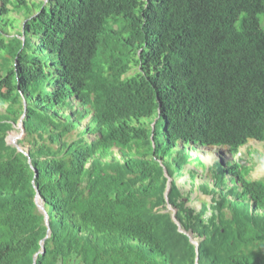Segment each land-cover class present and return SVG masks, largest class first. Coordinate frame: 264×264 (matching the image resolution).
<instances>
[{
  "label": "trees",
  "instance_id": "16d2710c",
  "mask_svg": "<svg viewBox=\"0 0 264 264\" xmlns=\"http://www.w3.org/2000/svg\"><path fill=\"white\" fill-rule=\"evenodd\" d=\"M23 32L0 34V264L40 251L34 187L35 264H264L254 160L205 170L199 210L176 183L190 144L264 142V0H47ZM23 100L28 156L5 141Z\"/></svg>",
  "mask_w": 264,
  "mask_h": 264
},
{
  "label": "rangeland",
  "instance_id": "374dc122",
  "mask_svg": "<svg viewBox=\"0 0 264 264\" xmlns=\"http://www.w3.org/2000/svg\"><path fill=\"white\" fill-rule=\"evenodd\" d=\"M28 7L30 10V15H34L38 13V11L42 8L45 4V0H27ZM16 1H12L11 5L14 4ZM41 3L43 5L41 6ZM41 6V8L39 7ZM10 12L7 15L0 16V34L2 38H8L13 35H20L19 31H22V25L24 21L27 19L28 12L25 10L23 6L13 9L12 6H9ZM19 29V31L15 30ZM15 33V34H14ZM29 38V37H27ZM5 106L0 105V115L4 114ZM9 137V136H8ZM11 137V136H10ZM8 140V139H7ZM195 156H198V160L201 161L206 168L213 166L216 162H220L223 165L228 164V162L232 163H240L244 164L246 162H253L256 164L254 170L251 171L249 177L252 179H261L264 178V143L249 141L244 147L239 150L237 155L230 154L229 150L227 149H216V148H204L198 151V154L193 155L191 157V163L188 165L189 168L185 169L181 173H184V176L178 179L177 183L180 186L182 194H189L190 198V205L195 210H199L201 207L202 202H209L210 197L203 195L199 189L198 184L203 182L210 183L209 178H204V168L199 165V162L195 160ZM221 164V165H222ZM197 170L196 178L193 176L195 175L192 173V179H194L195 184L197 187L192 186V179H189L188 172L190 168H194ZM200 167V168H198Z\"/></svg>",
  "mask_w": 264,
  "mask_h": 264
},
{
  "label": "clouds",
  "instance_id": "9594fccd",
  "mask_svg": "<svg viewBox=\"0 0 264 264\" xmlns=\"http://www.w3.org/2000/svg\"><path fill=\"white\" fill-rule=\"evenodd\" d=\"M47 0H45V2H46ZM37 15V13H35L34 15H32V17H34V16H36ZM26 21V20H25ZM25 21H24V23H23V25H22V31L20 32V39H21V41H22V46L24 45V32H23V29H24V24H25ZM29 33V32H28ZM15 34V33H14ZM28 37L30 38V40H31V42H33L34 43V45H36L37 46V48H39V43H38V37H37V35H35V34H33V32L31 31L30 33H29V35H28ZM21 50V49H20ZM1 56H3V53H0V57ZM17 59V58H16ZM16 59H15V61H14V66H16ZM5 110V109H4ZM26 111V102H25V100H23V114L21 115V117L19 118V120H18V122H16V123H14V125H12V129L7 133V135H6V137H5V141H6V143L8 144V145H12L16 150H17V146H19L20 148H22V150H23V152H20V151H18L17 150V152H20V153H22V154H24L25 156H28V151H27V147L26 146H24V145H22V144H20L19 142L24 138V135H25V131L23 132V134L21 133V131H20V128H19V126L22 124L23 125V129H24V123H23V119L25 118V112ZM158 116H159V112H158ZM158 118V117H157ZM157 118L156 119H154L153 121H152V123H151V128H152V133H154V130H155V127H156V124H157ZM12 134H14L15 136L11 139V141L9 142L8 140H9V137L12 135ZM20 134H22L21 136H20ZM9 136V137H8ZM152 138H153V134L151 135V138H150V140H151V142H153L152 141ZM8 139V140H7ZM249 141H254V142H259V143H264V142H260V141H257V140H253V139H251V140H249ZM248 141V142H249ZM247 142V143H248ZM246 145V144H245ZM244 145V146H245ZM244 146H242V147H244ZM182 147V145H180V148ZM209 146H199V147H194V145L193 144H190V145H188L187 146V149H188V151L189 152H191V153H195L196 152V150H197V154H198V151L200 150V149H204V148H208ZM241 147V148H242ZM195 148H197L196 150H194ZM209 148H216V149H228L229 150V148L228 147H209ZM241 148H239V150L241 149ZM116 150V149H115ZM239 150H238V152L237 153H235V154H233V155H237L238 153H239ZM26 154H25V153ZM230 154H232L231 152H230ZM195 155V154H194ZM29 161V160H28ZM219 162V161H218ZM220 163V162H219ZM228 163H232V162H228ZM237 163V162H236ZM222 164V163H221ZM238 164H240V163H238ZM244 164H247V166H249L250 164H249V162H246V163H244ZM189 165V164H188ZM188 165H186L183 169H182V171H184L185 169H187V168H189L188 167ZM206 167V166H205ZM196 167H194V168H190V171L188 172V176H189V179H192V177H191V175H192V173H194L195 175H194V177L196 178V175H197V170L195 169ZM198 168H200V167H198ZM208 168H204V171L205 170H207ZM35 175H36V171H34V177H35ZM164 175H165V177H166V183H167V177L168 178H170L169 176H168V174L166 173V171L164 170ZM184 176V173H181V175H180V177L178 178V179H180V178H182ZM203 177L205 178H208L207 177V175H205V173H204V175H203ZM178 179H176V183H177V181H178ZM170 180H171V182H172V178H170ZM203 180L204 179H202V183H203ZM191 182H192V186L193 187H197V184H195V182H194V179H192L191 180ZM202 183H200V184H202ZM208 183V182H207ZM177 185L179 186V184L177 183ZM195 187V188H196ZM198 187H199V184H198ZM179 188H180V186H179ZM34 189H35V195H34V203H35V196H36V194L38 193L39 194V202L42 204V206H43V209H44V211H45V213H46V210H45V208H44V204H43V199L41 198V196H40V193L38 192V190H37V188L36 187H34ZM165 189H166V187H165ZM170 189H171V183H170ZM181 190V189H180ZM182 192V191H181ZM169 193H170V190H169ZM168 193V194H169ZM168 194H167V196L165 197V192H164V199H165V202H166V207H165V212H169L170 213V216H171V212L170 211H168L167 210V205H169V206H171L169 203H168ZM203 194V193H202ZM204 195V194H203ZM205 196H208V195H205ZM208 197H210V200H211V196H208ZM166 198H167V200H166ZM184 200H186L185 198H184ZM210 200H209V202H210ZM208 202V203H209ZM190 203V202H189ZM35 206H36V203H35ZM190 206V205H189ZM172 207V206H171ZM191 207V206H190ZM36 208H37V206H36ZM172 208H174V207H172ZM175 210H176V213H175V216H176V214H177V209L176 208H174ZM194 209V208H193ZM37 210L43 215V219H44V224H45V226H46V235H45V238H43L41 241H43L44 242V240L45 239H47L48 237H49V234H50V228H49V224H48V222H47V225H46V222H45V217H44V214H43V212L42 211H40L38 208H37ZM46 216H47V221H48V215H47V213H46ZM171 218H172V216H171ZM173 220V219H172ZM176 220H177V218H176ZM174 222V221H173ZM177 222H178V220H177ZM175 223V222H174ZM179 224V223H178ZM177 226V225H176ZM178 228V227H177ZM180 228H181V226H180ZM181 230L183 231V229L181 228ZM185 232V231H184ZM191 233V232H190ZM192 234V233H191ZM186 235V234H185ZM192 236H193V239H195V240H197L198 241V244H199V239L198 238H196V237H194V235L192 234ZM41 241H40V251L39 252H37V253H35L34 254V257H33V264H35V260H36V256L41 252V254H43L44 252H43V250L41 249ZM43 242H42V245H43ZM195 246V245H194ZM197 247H198V245H197ZM196 246H195V248H197ZM43 249H44V247H43ZM45 251V250H44Z\"/></svg>",
  "mask_w": 264,
  "mask_h": 264
},
{
  "label": "water",
  "instance_id": "95a60500",
  "mask_svg": "<svg viewBox=\"0 0 264 264\" xmlns=\"http://www.w3.org/2000/svg\"><path fill=\"white\" fill-rule=\"evenodd\" d=\"M19 128H20L21 133L23 134V132H24L23 125L21 124V125L19 126ZM22 134H20V136H21ZM17 150L20 151V152H23L22 148H20L19 146H17ZM24 153H25V152H24ZM25 154H26V153H25ZM170 183H171V180H170V178L167 177V183H166V189H165V197H166L167 194L169 193V190H170ZM166 200H167V198H166ZM35 203H36L37 208H38L40 211L43 212L44 217H45V222H46V225H47V222H48V221H47V216H46V213H45V211H44V209H43L42 204L39 202V194H38V193H37L36 196H35ZM167 210L171 212L172 219H173V221L175 222V224L177 225V227H178V231H179V232H182V233H184V234H186V236L189 238L190 242H191L193 245H195V246L197 247V245H198V241L195 240V239H193L192 234H191L190 232H184V231L181 230L180 225L178 224V222H177V220H176V216H175L176 210H175L174 208H172L171 206H169V205H167ZM42 242H43V241H41V249H42L43 252H44Z\"/></svg>",
  "mask_w": 264,
  "mask_h": 264
},
{
  "label": "bare ground",
  "instance_id": "6f19581e",
  "mask_svg": "<svg viewBox=\"0 0 264 264\" xmlns=\"http://www.w3.org/2000/svg\"><path fill=\"white\" fill-rule=\"evenodd\" d=\"M14 136H15V135H14V134H12V135H11V137H9V140H8V141L10 142V141H11V139H12Z\"/></svg>",
  "mask_w": 264,
  "mask_h": 264
}]
</instances>
